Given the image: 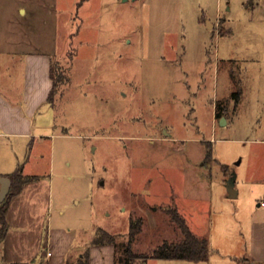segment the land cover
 Masks as SVG:
<instances>
[{"label": "rangeland", "instance_id": "374dc122", "mask_svg": "<svg viewBox=\"0 0 264 264\" xmlns=\"http://www.w3.org/2000/svg\"><path fill=\"white\" fill-rule=\"evenodd\" d=\"M46 56L57 86L33 129L50 135L8 137L14 150L0 149V167L21 164L46 181L50 260L72 263L93 247L102 260L119 256L92 240L98 228L126 237L130 216L144 221L138 252L180 239L168 205L207 237L208 252L164 264L251 259L264 219L262 9L244 0H0V94L20 99L26 70L41 77Z\"/></svg>", "mask_w": 264, "mask_h": 264}, {"label": "crops", "instance_id": "0c3cea01", "mask_svg": "<svg viewBox=\"0 0 264 264\" xmlns=\"http://www.w3.org/2000/svg\"><path fill=\"white\" fill-rule=\"evenodd\" d=\"M245 1L244 5L246 6ZM250 9L252 11L259 9L264 11V0H255L254 6ZM216 20H221V26H224V20L218 10ZM202 24L212 31L216 27V21L214 22L208 17L204 18ZM42 62L45 66L41 77L37 76V72L34 69L31 70L29 68L26 70L25 93L20 99H9L0 94V149L14 150V144L8 143V140H6L8 137L47 138L50 135V133L45 131L39 132L33 129V124L35 122L38 123L35 121L37 110L42 103L49 101L48 96L53 84L50 76L51 58L46 56ZM49 122L51 121L49 120ZM9 173L11 171L0 167V177ZM46 192V181L43 178H39L26 182L22 190L11 198L6 209L9 229L5 239L0 243L1 263L37 261L39 264H66L67 259L65 257L57 261L50 260L48 256L53 254L43 249L45 245L47 246L49 235L52 231L48 223L46 225V210L49 203ZM46 229L47 233H45ZM252 238L251 259L247 260L246 263L260 262L264 264V219L257 221L255 224ZM102 248H106V246H102ZM88 251L89 264H115V256L112 253H110V260L105 261L102 260L101 255L95 251L94 247ZM149 259H147L146 264H148ZM168 260L171 259L158 258L157 264H164V261ZM77 261L78 258L72 261V264H76Z\"/></svg>", "mask_w": 264, "mask_h": 264}, {"label": "trees", "instance_id": "16d2710c", "mask_svg": "<svg viewBox=\"0 0 264 264\" xmlns=\"http://www.w3.org/2000/svg\"><path fill=\"white\" fill-rule=\"evenodd\" d=\"M255 0H246L247 7H253ZM220 33H224L227 29L224 26H220ZM50 76L53 80L52 88L49 92L48 100L52 101L56 81L58 78L55 74L54 61L50 63ZM239 91L236 93V102L238 101ZM218 113H221L224 109L222 106L217 107ZM221 111V112H220ZM11 179L10 189L5 199L0 202V243L5 239L9 224L6 219V209L11 198L18 194L24 184L28 181L39 179V175H25L23 173V165L18 164L14 171L7 174ZM166 213L169 216L172 224L180 231V239H164L160 244L152 249L151 252H138L134 249V242L142 232L143 219L130 216L129 228L126 237L121 233H111L105 229L98 228L95 237L92 240L93 244H113L116 247L119 256L115 257V264H138L140 260L144 264L149 258L159 259H187L191 261H201L206 258L208 252V239L205 236L195 234L188 226L185 218L181 215L176 206L168 205L165 208ZM121 248H120V246ZM0 264H39L37 261L30 262H11ZM66 264H72L67 261ZM76 264H89V251L87 250L83 255L78 258Z\"/></svg>", "mask_w": 264, "mask_h": 264}, {"label": "water", "instance_id": "95a60500", "mask_svg": "<svg viewBox=\"0 0 264 264\" xmlns=\"http://www.w3.org/2000/svg\"><path fill=\"white\" fill-rule=\"evenodd\" d=\"M221 123L224 124L226 122L225 116H222L221 118ZM11 185V179L8 176H1L0 177V202H2L5 197L8 194V191L10 189ZM227 187L229 190V195L230 196H236L237 195V190L234 188V177L232 176L228 181H227ZM245 264H262L260 262H247Z\"/></svg>", "mask_w": 264, "mask_h": 264}]
</instances>
